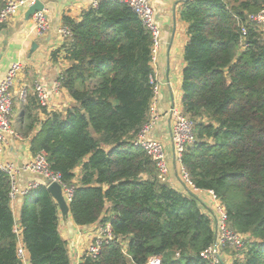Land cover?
<instances>
[{
    "label": "trees",
    "instance_id": "trees-1",
    "mask_svg": "<svg viewBox=\"0 0 264 264\" xmlns=\"http://www.w3.org/2000/svg\"><path fill=\"white\" fill-rule=\"evenodd\" d=\"M262 8L264 0H185L181 10L189 38L182 109L196 134L181 162L197 187L217 193L230 226L249 236L233 264H264V33L248 21ZM63 25L71 36L60 49L70 65L60 80L74 103L47 113L30 150H45L51 170L75 187L69 205L76 225L111 222L127 242L106 244L82 264H147L152 257L211 264L202 256L216 238L209 205L174 187L134 142L155 98L151 32L131 6L111 0L79 20L64 15ZM34 110L26 111L29 132L39 121ZM11 191L0 169V264H23L19 241L31 264H72L47 186L23 196L18 217Z\"/></svg>",
    "mask_w": 264,
    "mask_h": 264
},
{
    "label": "crops",
    "instance_id": "crops-1",
    "mask_svg": "<svg viewBox=\"0 0 264 264\" xmlns=\"http://www.w3.org/2000/svg\"><path fill=\"white\" fill-rule=\"evenodd\" d=\"M8 0H0V12ZM45 4L50 27L43 36H37L32 17L25 18L27 8L22 9L17 15L7 22L0 23V81L3 80L13 63L20 62L22 69L18 73L13 87L14 114L16 115L15 136L7 135L4 151V159L15 161L21 165L32 159L30 150V139L40 128L47 113L53 111L66 112L74 103L73 98L65 88L60 92L54 89V81L63 72L70 62L64 57V51L60 49L65 40L59 33L63 26V16L68 15L77 20L81 19L84 10L92 6V0H41ZM185 0H154L157 20L162 29V45L158 60L153 65L159 83L158 94L154 98L153 115L160 117L157 121L153 137L161 139L168 152L169 164L171 166L168 175L171 184L186 191L184 182L180 179L178 169L179 162L174 155L171 141L172 118L170 110L174 105L182 107V79L185 68L184 50L189 40L187 34L188 24L181 18V10ZM37 41L39 46L35 52H31L32 43ZM60 49L54 59L52 52ZM42 83L49 91L50 96L45 106L41 105L35 92V85ZM26 96H22V93ZM29 97H37V103L27 102ZM35 108L34 113L39 121L34 129L26 130V111ZM28 107V108H27ZM43 107V108H42ZM78 177L81 168L75 170ZM34 180L42 178L32 172L20 171L17 175V184L20 190L29 187ZM78 178H75V182ZM23 194L13 199V209L18 217L24 203ZM205 200V199H203ZM209 206L210 204L205 201ZM61 213V212H60ZM99 222L90 226L76 225L71 216L66 218L60 214L59 228L62 236L68 243L69 255L72 264H80L86 247L95 236V228ZM29 256V255H28ZM28 264H31L29 261Z\"/></svg>",
    "mask_w": 264,
    "mask_h": 264
},
{
    "label": "built area",
    "instance_id": "built-area-1",
    "mask_svg": "<svg viewBox=\"0 0 264 264\" xmlns=\"http://www.w3.org/2000/svg\"><path fill=\"white\" fill-rule=\"evenodd\" d=\"M37 0H8L0 12V23L7 22L13 16L17 15L22 9L28 8L33 5ZM102 0H92V6L97 7ZM126 3L131 6L138 14L143 24L151 32L152 35V64L154 65L158 60L159 51L162 45V29L157 20L156 9L153 6L154 0H111ZM32 19L35 25V31L37 36H43L50 27L47 11L45 9L36 11L32 15ZM248 21L259 26L264 33V8L258 12L251 13L248 16ZM59 33L62 38L68 39L71 36V30L68 26L63 25L59 29ZM243 36H246L248 30L245 26H242ZM154 67V66H153ZM22 69L20 62L13 63L9 69L6 77L0 81V169L8 174L12 183L11 197L17 198L19 194L25 195L30 189L38 187L41 184H45L47 187L53 183L58 182L62 185L65 199L68 203L72 200L74 186L65 185L61 176L51 170L47 153L45 150H40L33 155L32 159L18 165L15 161L5 160L4 151L7 142V135L15 136L16 132L12 128L11 120L14 113V90L15 80ZM155 70V69H154ZM155 72V71H154ZM62 72L54 81V89L56 92H60L63 88L60 80ZM156 81L155 96L159 91V83L157 75L153 80ZM35 92L41 105L47 104L50 96V91L42 84L35 85ZM22 96H26V93H22ZM152 110H154V102ZM172 118L171 124V141L174 149V155L178 162H181V156L185 148L193 143L196 139L194 123L183 112L182 107L174 105L170 110ZM156 118L147 121L139 133L135 136L134 142L136 145L142 147L151 159L156 163L160 172L163 175H170L171 166L169 164L168 152L165 143L156 137L151 135L154 128ZM20 171L32 172L39 175L42 180H34L30 183L29 187L24 190H20L17 184V175ZM180 179L184 182L187 189L200 196L202 199L209 197L212 201V208L214 211L213 217L216 221V238L215 241L207 247L202 256L207 259L211 264H227V256L229 249H234L237 252V256L240 251L246 245L249 236L245 233H241L233 229L229 225V215L222 203L220 197L214 190L202 189L195 185L191 180L189 172L182 165L178 169ZM20 230L16 229L19 233ZM95 236L88 244L87 251L84 252L80 264L83 263L85 257L96 258L104 245L110 243L119 242L120 239L115 235L111 222L99 221L95 228ZM126 251V248H125ZM18 254L22 259L23 264H28L30 261L27 250L22 241L18 243ZM147 264H161L160 257H152Z\"/></svg>",
    "mask_w": 264,
    "mask_h": 264
},
{
    "label": "water",
    "instance_id": "water-1",
    "mask_svg": "<svg viewBox=\"0 0 264 264\" xmlns=\"http://www.w3.org/2000/svg\"><path fill=\"white\" fill-rule=\"evenodd\" d=\"M44 8H45V4L41 0H37L33 5L27 8L25 12V18L27 20L30 19L36 11L42 10ZM38 46H39L38 42L34 41L32 43L31 52L32 53L35 52ZM180 166H181V162H179V169ZM47 188L52 194V196L55 198L56 202L58 203L61 214L67 218L70 214V205L65 199L62 185L58 182H53Z\"/></svg>",
    "mask_w": 264,
    "mask_h": 264
},
{
    "label": "rangeland",
    "instance_id": "rangeland-1",
    "mask_svg": "<svg viewBox=\"0 0 264 264\" xmlns=\"http://www.w3.org/2000/svg\"><path fill=\"white\" fill-rule=\"evenodd\" d=\"M153 102H154V100H153ZM152 107H153V103H152V106H151V111H150V118H149V120L148 121H150V120H152L153 118H156V122L154 123V128H153V132L155 131V128H156V126H157V123H158V119L160 118V117H158V119H157V116H155V115H153V117H151V112L153 111L152 110ZM11 124H12V126H13V128H16V115L13 113V117H12V120H11ZM151 135H152V132H151ZM153 136V135H152ZM205 201H207L209 204H210V206L208 207V208H206V210H207V213H208V215L212 218V221H213V227H214V229H215V232H216V221H215V219H214V217H213V214H214V211H213V208H212V201H211V199L209 198V197H206V199H205ZM225 206V205H224ZM225 209L227 210V208H226V206H225ZM213 213V214H212ZM215 215V214H214ZM230 225V224H229ZM120 241L122 242V241H124L122 238L120 239ZM91 242V241H90ZM122 244L124 245V247H126V244H127V242L126 241H124V242H122ZM88 247V246H87ZM87 247H86V249H85V251H87ZM228 255L227 256H225V258H228L227 260V264H233V262L235 261V259L237 258V257H243V255H238L237 256V252L234 250V249H229V251H228V253H227Z\"/></svg>",
    "mask_w": 264,
    "mask_h": 264
}]
</instances>
